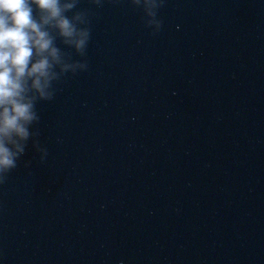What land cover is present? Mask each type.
Returning a JSON list of instances; mask_svg holds the SVG:
<instances>
[{"label":"clouds","instance_id":"1","mask_svg":"<svg viewBox=\"0 0 264 264\" xmlns=\"http://www.w3.org/2000/svg\"><path fill=\"white\" fill-rule=\"evenodd\" d=\"M107 0H89L97 9ZM150 34L163 29L166 0H127ZM81 0H0V185L29 143L44 162L37 105L55 99L69 76L89 70L92 12ZM74 57H79L76 59ZM31 161H25L27 167Z\"/></svg>","mask_w":264,"mask_h":264}]
</instances>
